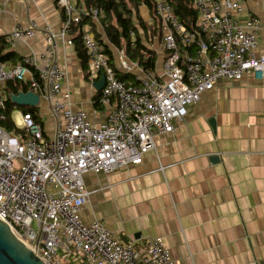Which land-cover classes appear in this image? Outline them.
Wrapping results in <instances>:
<instances>
[{
    "label": "built area",
    "instance_id": "obj_1",
    "mask_svg": "<svg viewBox=\"0 0 264 264\" xmlns=\"http://www.w3.org/2000/svg\"><path fill=\"white\" fill-rule=\"evenodd\" d=\"M54 1L64 13L60 36L69 37L67 44L73 45V27L81 23L86 8L72 0ZM244 1L194 0L199 19L196 32H191L167 0H157L166 52L163 74L145 70L137 84L119 79L94 34L83 30L89 77L92 82L105 77L98 104H116L101 126L57 100L63 95L69 103L71 94H62L66 73L58 63L53 34L47 37L46 57L27 56L12 67L0 62V217L45 264H177L161 239L122 242L99 220L86 225L81 211L90 194L84 176L139 164L156 148V135L174 133L189 106L218 80H241L249 73L264 78V54H256L260 20L237 19L244 14ZM91 15L101 17L98 10ZM36 32L33 23L19 28L8 43L14 46ZM8 82L27 84L48 105L55 121L53 135L23 112L19 121H13V114L10 118L25 139L2 127L9 115L8 96L2 91Z\"/></svg>",
    "mask_w": 264,
    "mask_h": 264
},
{
    "label": "crops",
    "instance_id": "obj_2",
    "mask_svg": "<svg viewBox=\"0 0 264 264\" xmlns=\"http://www.w3.org/2000/svg\"><path fill=\"white\" fill-rule=\"evenodd\" d=\"M243 9L239 22L260 20L256 54L262 55L264 0H245ZM141 12L147 23L155 25L146 7ZM94 21L117 75L137 83L146 69L130 59L124 47L116 48L100 20ZM32 23L35 35L14 46L7 43L9 50L19 60L46 57L47 37L53 34L57 60L66 73L62 94H71L69 103L63 95L57 100L70 104L73 112H85L91 124H105L116 104H98L101 90L94 85L100 80L90 79L73 30V45L67 44L69 37L60 36L62 9L54 0H0V37L8 42L17 29ZM151 38V70L161 76L166 56L163 33ZM144 45L147 51L142 53L148 60V41ZM46 111L52 127L41 122L51 136L55 121L48 105ZM155 144L139 164L84 176L90 195L81 211L83 222L99 220L122 242L161 239L177 264H264V78L257 80L249 73L241 80H218L214 89L189 106L175 132L156 135Z\"/></svg>",
    "mask_w": 264,
    "mask_h": 264
},
{
    "label": "trees",
    "instance_id": "obj_3",
    "mask_svg": "<svg viewBox=\"0 0 264 264\" xmlns=\"http://www.w3.org/2000/svg\"><path fill=\"white\" fill-rule=\"evenodd\" d=\"M173 8L174 15L184 25V27L191 32H196V24L199 19V13L194 8V0H167ZM82 3L87 11V14L82 17L80 24L73 27L74 42L77 46L80 57L88 63V58L82 42L83 30L90 31L95 34L96 41L103 46V52L108 55L110 65L114 66L111 62L112 54L105 46L101 36L97 33V24L91 15L92 10H98L100 17V24L104 27L105 33L109 41L118 49L124 47L127 56L138 61L146 70L152 69V59L146 60L143 55L147 51L144 45L148 41V53L152 52L150 44L152 43L151 37H162L161 22L156 14L157 0H78ZM146 7L149 10L151 18L154 20L155 25L147 23L142 17L141 8ZM7 40L5 37H0V62L12 63L14 65L20 64L22 60L11 52L8 48ZM119 79L127 84H137L135 81L128 82V76L117 75ZM6 87H2L4 95L6 93L17 94L20 90L27 92L30 87L25 83L8 82ZM8 119L1 125L12 135L17 136L23 140L26 138L25 132L18 129L10 116L21 109L24 114H31L41 123V118L38 115L37 109L30 107H19L7 101ZM72 264V263H70Z\"/></svg>",
    "mask_w": 264,
    "mask_h": 264
},
{
    "label": "water",
    "instance_id": "obj_4",
    "mask_svg": "<svg viewBox=\"0 0 264 264\" xmlns=\"http://www.w3.org/2000/svg\"><path fill=\"white\" fill-rule=\"evenodd\" d=\"M105 77L94 86L96 90H102ZM8 99L12 104L19 107H38L40 97L32 91L20 90L17 94L9 93ZM0 264H45L34 250L28 248L10 226L0 217Z\"/></svg>",
    "mask_w": 264,
    "mask_h": 264
},
{
    "label": "rangeland",
    "instance_id": "obj_5",
    "mask_svg": "<svg viewBox=\"0 0 264 264\" xmlns=\"http://www.w3.org/2000/svg\"><path fill=\"white\" fill-rule=\"evenodd\" d=\"M30 108H35V107H31L28 106ZM35 109H37L38 115L41 118V120H43L46 124V128L49 129L52 127V123L50 122V118L49 115L46 111V103L44 101H42L40 103V105L38 107H36ZM19 112H23L21 109L18 110ZM13 121H19V114L15 111L13 116H12Z\"/></svg>",
    "mask_w": 264,
    "mask_h": 264
}]
</instances>
